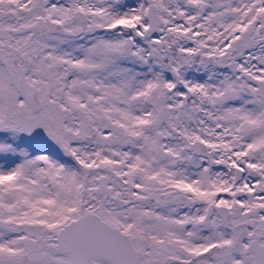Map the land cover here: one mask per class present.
I'll list each match as a JSON object with an SVG mask.
<instances>
[{"label":"snow or ice","instance_id":"snow-or-ice-1","mask_svg":"<svg viewBox=\"0 0 264 264\" xmlns=\"http://www.w3.org/2000/svg\"><path fill=\"white\" fill-rule=\"evenodd\" d=\"M0 264H264V0H0Z\"/></svg>","mask_w":264,"mask_h":264}]
</instances>
